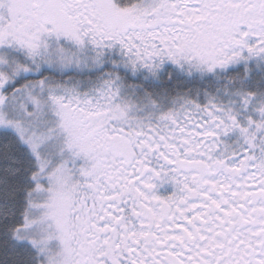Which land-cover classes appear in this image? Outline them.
Listing matches in <instances>:
<instances>
[{
	"label": "snow or ice",
	"instance_id": "snow-or-ice-1",
	"mask_svg": "<svg viewBox=\"0 0 264 264\" xmlns=\"http://www.w3.org/2000/svg\"><path fill=\"white\" fill-rule=\"evenodd\" d=\"M0 264H264V0H0Z\"/></svg>",
	"mask_w": 264,
	"mask_h": 264
}]
</instances>
